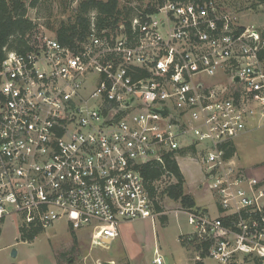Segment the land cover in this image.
<instances>
[{
	"label": "built area",
	"instance_id": "1",
	"mask_svg": "<svg viewBox=\"0 0 264 264\" xmlns=\"http://www.w3.org/2000/svg\"><path fill=\"white\" fill-rule=\"evenodd\" d=\"M263 52L262 31L224 0H147L103 28L92 13L74 48L43 35L26 52H7L0 234L6 221L20 235L63 220L107 246L123 224L165 215L142 169L170 155L179 167L195 163L216 200L217 218L184 211L201 241L220 240L210 255L227 264L235 251H256L264 264V183L225 156L264 125Z\"/></svg>",
	"mask_w": 264,
	"mask_h": 264
},
{
	"label": "rangeland",
	"instance_id": "2",
	"mask_svg": "<svg viewBox=\"0 0 264 264\" xmlns=\"http://www.w3.org/2000/svg\"><path fill=\"white\" fill-rule=\"evenodd\" d=\"M30 3L32 0H26ZM80 0H37L35 6H29L27 15L36 23V28L32 32L31 40H35L43 35L55 36L54 29L61 23L74 21L76 8ZM147 0H118V7L131 11L132 7L144 5ZM223 1V0H221ZM231 5L234 12L239 14L245 25L252 24L259 28L264 35V0H224ZM234 147L236 160L248 172L257 177H264V125L254 128L235 138ZM180 168L185 176V191L201 197H205L206 202L215 198L208 192L207 187L202 184V175L195 163L180 161ZM176 180L169 179L167 175L162 176L154 183L155 201H158L161 208L166 212L165 216L169 221L162 224V218L158 217L151 223L150 219L137 220L125 224L119 228L121 237L132 240L136 244L138 259L149 260L154 257V240L158 237L161 250L170 249L174 251L178 246V235L180 232L188 233L193 227L187 222L185 209L177 201L170 199L163 193V189ZM190 191V192H189ZM190 193V194H191ZM192 195V194H191ZM198 198V197H197ZM199 202V199H198ZM209 203V202H208ZM216 204V203H215ZM217 205V204H216ZM198 206V205H197ZM202 207L203 206H199ZM212 209V207H211ZM207 211V210H206ZM207 213V212H206ZM212 217H219L216 214ZM0 234V264H98V260L108 261L118 251V244L107 246L93 245L90 243L89 235L84 230L76 232L77 243L73 246L72 233L66 227L65 221H59L52 227L44 228L32 240L23 241L19 239V228L14 221H6ZM191 235V234H190ZM193 234L190 238L195 237ZM186 241L185 246L189 249L192 256H197L201 249L197 250L189 244V237H183ZM198 244L201 239L196 237ZM222 239V238H220ZM228 242L229 249L236 246L235 236L224 237ZM207 261L210 264H222L220 258L210 255L212 249L220 246V240L211 239ZM15 250L16 254L12 255ZM226 251V250H225ZM161 253V252H160ZM257 252L235 251L229 257L227 264H256ZM217 256V253H216ZM107 259V260H104ZM113 264H127L125 259L113 260Z\"/></svg>",
	"mask_w": 264,
	"mask_h": 264
},
{
	"label": "trees",
	"instance_id": "3",
	"mask_svg": "<svg viewBox=\"0 0 264 264\" xmlns=\"http://www.w3.org/2000/svg\"><path fill=\"white\" fill-rule=\"evenodd\" d=\"M36 3L37 0H32L30 3L26 0H0V61L9 51L23 53L32 48L35 40H31V36L36 28V23L28 17L27 11L30 5L35 6ZM92 13H94L97 27L103 28L116 24L122 15L129 14V10L125 12V10L119 8L118 0H80L76 8L74 21L61 23L56 27L54 29L55 37L61 44L74 48L87 35ZM262 57H264V52ZM234 153L235 147L231 144L227 148L225 156L230 157ZM165 172L173 175L176 181L164 188L163 193L170 199L177 201L186 211H204L197 206L194 197L185 191V176L176 160L170 155L165 156L163 163L148 162L144 164L142 174L145 180L149 182L150 194L154 195L152 182L158 180ZM154 206L157 211L162 210L158 201H155ZM161 218L162 223L167 220L165 215ZM41 231L40 227H34L28 233L20 234L19 239L23 241L32 240ZM196 237L195 235L191 238L189 244L197 250L202 248L199 252L200 258L207 257L211 242L202 241L201 244H198V242H194L197 239ZM77 241L76 234L72 232L73 246L76 245ZM182 243L185 245L186 241H182Z\"/></svg>",
	"mask_w": 264,
	"mask_h": 264
},
{
	"label": "crops",
	"instance_id": "4",
	"mask_svg": "<svg viewBox=\"0 0 264 264\" xmlns=\"http://www.w3.org/2000/svg\"><path fill=\"white\" fill-rule=\"evenodd\" d=\"M234 161L237 162L236 152L234 153ZM241 168L249 176L256 177V178L262 180L264 183V177H257L255 174L248 172V170L244 169L243 167H241ZM182 173H183V171H182ZM195 193H196V196L193 193H191V194L194 197L196 204L198 206H203V208L201 207V209H203L204 211L207 210L206 212L210 216H214L216 214H219V210L217 208V205L214 203V200L213 201L210 200V201H208L209 202L208 203L204 200L205 197H201V196L197 195V192H195ZM198 199H199V202H198ZM211 207H212V209H211ZM168 221H169V215H168V219L162 224L165 225L168 223ZM187 222H188V219H187ZM123 225H125V224H123ZM192 235H193L192 230L188 233L180 232L178 235L179 246L174 251H171L170 249H168V250L162 249L161 250L159 239H158V237H156V239L154 240L153 253L155 254V250H158V254H160L163 257L165 264H210V262L207 261V257L197 258L198 255L192 256L189 249L182 243V241H184L183 237L186 236V237H189V239H191L190 237ZM114 242H116L115 244H118V246H117L118 251L115 254H113V256H111L108 259V261H113V260L117 261V260L125 259V262L128 264H154L153 259H154L156 254L151 259V261H149V260L145 261V260L138 259L139 253L136 251V244L133 243L132 240L130 241V240L125 239L124 237L122 238L121 234H119V236L111 244H113ZM104 260H107V259H104Z\"/></svg>",
	"mask_w": 264,
	"mask_h": 264
},
{
	"label": "water",
	"instance_id": "5",
	"mask_svg": "<svg viewBox=\"0 0 264 264\" xmlns=\"http://www.w3.org/2000/svg\"><path fill=\"white\" fill-rule=\"evenodd\" d=\"M15 254H16V251L13 250V251H12V255H15ZM100 264H113V263L110 262V261H103V263H100Z\"/></svg>",
	"mask_w": 264,
	"mask_h": 264
}]
</instances>
